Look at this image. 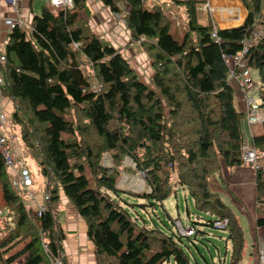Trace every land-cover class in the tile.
Listing matches in <instances>:
<instances>
[{"label": "trees", "instance_id": "16d2710c", "mask_svg": "<svg viewBox=\"0 0 264 264\" xmlns=\"http://www.w3.org/2000/svg\"><path fill=\"white\" fill-rule=\"evenodd\" d=\"M101 1L113 12L127 5L131 41L151 58L150 83L92 31L86 0H73L72 8L42 5L29 33L12 27L0 50L8 124L22 143L21 158L35 161L45 177V211L39 216L16 190L0 154V264H54L57 259L67 264L58 220L61 191L86 223L96 264H240L247 242L242 222L209 180L223 165L229 171L245 165L246 142L258 155L264 152V119L261 132L249 140L231 76L243 41L255 28L264 31V0H240L245 20L225 28L200 19L196 1L171 0L186 16L180 38L170 32L162 3ZM214 27L219 41L211 36ZM246 59L250 74L251 69L258 74L259 85L252 79L264 115V35ZM105 155L110 163L103 161ZM249 167L256 231L264 227V165ZM123 172H144L147 189L132 196L161 204L181 187L209 219L191 221L188 236L139 224L111 194L128 193L118 186ZM217 221L224 223L230 244L227 261L211 257L210 263L203 254L202 261H190L179 244L183 237L195 245L205 234L200 225L215 227Z\"/></svg>", "mask_w": 264, "mask_h": 264}, {"label": "crops", "instance_id": "0c3cea01", "mask_svg": "<svg viewBox=\"0 0 264 264\" xmlns=\"http://www.w3.org/2000/svg\"><path fill=\"white\" fill-rule=\"evenodd\" d=\"M46 1L48 0H21L17 10H13L7 5L6 0H0V50H3L4 45L7 41L9 32L11 30V23L15 20L20 19L22 21L23 27H31L34 16L40 14V8L42 5H44V3H46ZM86 1L89 5H91L90 8L92 9V15L89 19V24L92 31L98 37L110 41L115 48L119 49L121 54L135 68L137 74L142 79V81L150 83L151 76L153 73L151 59L146 53H143L144 51L140 49L138 43L131 41V34L127 27L122 24H112V11L108 6L104 5L101 0ZM227 1H238V3L241 4L243 14H241V16L238 13L239 17L241 16V18H237V20H239L238 22H234L233 15L230 16L228 15V13H226L234 12L238 9V7H230L227 5L221 6L222 3H228ZM96 4H98L99 6L96 7ZM211 4L217 7L213 12L212 17V20L214 22L211 21L217 27L225 28L229 26H235L241 24L246 18L247 10L245 9L240 0H211ZM99 8L100 10L97 11ZM219 8L223 9L219 10ZM205 19L202 20L207 22V20ZM208 22L210 21L208 20ZM232 65L233 64L231 63V67ZM238 91V102L241 107L240 110L244 111L246 102L245 95L239 90V88ZM7 129L11 133H14L11 129L10 124H8ZM243 130L246 134V137L251 140L254 133H252L251 128H248L245 122L243 124ZM21 149L22 143L18 139L14 148V153L16 156L22 157ZM18 170L19 167H16L14 170L8 171L11 172L12 177H14ZM122 176L123 187L119 188L124 191H127L128 193L134 192L135 188H143V186L146 185V182L143 177L139 176L137 172H123ZM209 185L211 190L216 191L219 195V192L221 191L225 196H228L231 201L234 202L235 205H237V207H239L241 210H243V212H245L246 216L250 212L252 214V206L254 203V183L253 171L249 166L240 165L233 168V171H229L228 168L223 165L222 171L219 174H214L210 177ZM223 187L225 188V190ZM233 195L239 198V202L236 198L233 197ZM246 200H248L247 203L245 202ZM37 202L43 204L44 198L42 200L37 199ZM60 202L61 206L58 220L61 224L64 234V239L62 241V249L66 263L96 264L94 257V248L90 240H88L87 236L86 223L77 213L74 205L68 200V198L64 195L63 192L60 193ZM252 235V250H258L261 244H263L264 227H258L256 231L252 230ZM255 243L257 245V248L253 246V244Z\"/></svg>", "mask_w": 264, "mask_h": 264}, {"label": "rangeland", "instance_id": "374dc122", "mask_svg": "<svg viewBox=\"0 0 264 264\" xmlns=\"http://www.w3.org/2000/svg\"><path fill=\"white\" fill-rule=\"evenodd\" d=\"M151 1L159 2L164 5L165 12L171 19L170 32L176 38H180L182 36V33L186 29V16L183 11V8L179 4L171 0H148L142 3L145 6H147V4ZM227 2L228 3H222L221 6L227 5L230 7H233V6L238 7V9L234 12H226L228 13V15L234 16V22H238L239 20H237V18H241L242 16L241 14H243L241 4H239L238 1H235V2L227 1ZM44 4L48 5L49 3L48 1H46V3ZM231 4H234V5H231ZM97 6L99 5L96 4V7ZM90 10L92 13L91 8ZM99 10L100 8L97 11ZM40 13H41V10H40ZM198 13H199L200 19L205 18L203 14L201 13V11H198ZM238 13L241 15L240 17ZM91 15L92 14H90L89 18L91 17ZM124 17H125L124 11L123 13L121 11L120 12L112 11L111 22L114 25L122 24L126 26V21L124 20ZM176 18L178 21L176 20ZM258 30L262 31V35H264V31L262 29L259 28ZM26 31L27 33H29L30 29L26 28ZM251 36H252L251 39L254 41L253 42L254 44L257 40L254 38L253 33ZM143 53H146V52H143ZM251 74H252V77L256 85H259L260 83H259L257 71L254 69H251ZM151 87L154 88L153 85ZM233 87H234L235 107L237 110H240L241 107L238 102V92L239 91L234 82H233ZM257 97L258 95L254 96L256 100H258ZM164 110L167 111V106L165 102H164ZM248 128H251L252 133L257 134L261 132L262 124L261 123L255 124ZM25 162H26V166L30 170L31 177L33 179L32 181H34V185L32 186L31 190L36 194L37 199L42 200L43 193H44L45 177L43 173L40 171V169L38 168L35 161L25 160ZM128 162H129V158L125 159L123 164L127 166ZM137 173L139 174V176H141L140 172H137ZM10 176H11V179H13L11 174ZM123 176H121L118 182L119 187H123L122 186ZM139 188L137 189L135 188L134 192L140 193L147 189L146 185H144L143 188H140V189ZM19 193L22 196L23 201L28 206L29 200L27 199V193L25 191H19ZM60 193H62V191ZM219 193H220L221 198L224 200V202L240 218L244 231H245V237L247 241L246 248H245L246 256L240 262V264H256V261L258 259L259 248L258 250H255V249L252 250V246H251L253 243V235H252V229H251V224H250L251 216H249L251 212L246 216L245 212H243V210L237 207V205H235L234 202H232L228 196H225L221 191ZM111 194L116 200L119 201L120 205H122L131 214L133 220H137L138 223L141 225L158 228L166 234L171 235V234H175L179 232L181 235L188 236V234H191V229L188 227L191 221L199 220L201 222H205L206 219H209V216L206 213L200 212L195 208L192 197L188 194L186 189L181 188V187H176V192L172 194L170 197H168L167 199H165L161 204L160 203L149 204L146 199L140 198L138 196H132L131 193L122 192L119 194H114L111 192ZM245 202L247 203L248 200H246ZM3 205H4V202H3L1 191H0V207ZM199 228L202 229L205 232V234L203 236L198 235V238L200 239V241L195 240V245H193V243H191L189 240H187L184 237H183V241L179 243L182 249L184 250V252L186 253V255L189 257L190 261L194 262L195 259L202 261L200 254H203L204 256H206V258L208 259L210 263H211V257L215 261H218L219 257L222 260L223 258H225V260L227 261L229 254H230V244L229 242L225 240L227 234L223 230V228L221 227L216 228V227L204 226V225H200ZM18 247L20 246H17L16 249ZM250 251H251V254H250Z\"/></svg>", "mask_w": 264, "mask_h": 264}, {"label": "built area", "instance_id": "2783aa9c", "mask_svg": "<svg viewBox=\"0 0 264 264\" xmlns=\"http://www.w3.org/2000/svg\"><path fill=\"white\" fill-rule=\"evenodd\" d=\"M21 0H6L7 5L12 8L13 10H17L19 3ZM148 1V0H141V2ZM197 2V10L201 11L205 20L214 22L212 20L213 12L217 8L211 4V0H193ZM48 3L56 8L65 7V8H72L73 7V0H48ZM120 11L124 15L127 13V5H119ZM223 8H219L222 10ZM119 11V12H120ZM177 20V18H176ZM178 21V20H177ZM211 22V23H212ZM14 26H22V21L20 19L15 20L11 23V28ZM259 28H255L252 32L254 38L257 40L258 37L262 35V31L258 30ZM252 35V34H251ZM211 36L215 40H220L217 30L214 27L211 31ZM252 36L246 38L243 41L242 50L238 52L235 56H233V65H232V78L236 80L237 86L240 91L245 95V124L250 127L254 124L261 123L264 119V115L260 109V102L256 100L254 96L257 95V87L254 85L252 76L250 71L247 67V59L246 53L247 50L253 45V40L251 39ZM4 83L3 76L0 73V154L3 158V162L5 167L8 170H14L16 167H19L18 172H16L15 176L13 177L15 188L17 191L24 190L27 193V199L29 200V206L32 209L36 210L38 215H42L45 211V205L40 204L37 202L36 194L31 190L33 186V179L29 170L26 167V162L23 158L18 157L14 153L15 144L19 139L16 133H11L8 129L9 123V111L6 107V103L4 102L2 96V85ZM243 163L245 165H249L253 168L260 167L264 165V152L261 154H257V151L250 145L249 142H246L243 146ZM104 162L111 161L108 155H105L103 158ZM141 177H144V172H140ZM2 210L0 211V213ZM179 222V221H178ZM216 228H223L225 227L223 222L217 221L214 223ZM220 228V229H221ZM54 264H62L61 260H55ZM258 264H264V240L263 244H261L258 250Z\"/></svg>", "mask_w": 264, "mask_h": 264}, {"label": "water", "instance_id": "95a60500", "mask_svg": "<svg viewBox=\"0 0 264 264\" xmlns=\"http://www.w3.org/2000/svg\"><path fill=\"white\" fill-rule=\"evenodd\" d=\"M238 25H240V24H238ZM235 26H237V25H235ZM229 27H232V26H229Z\"/></svg>", "mask_w": 264, "mask_h": 264}]
</instances>
